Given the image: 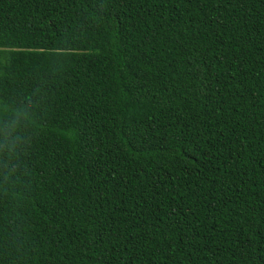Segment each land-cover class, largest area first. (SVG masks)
<instances>
[{
    "label": "trees",
    "instance_id": "16d2710c",
    "mask_svg": "<svg viewBox=\"0 0 264 264\" xmlns=\"http://www.w3.org/2000/svg\"><path fill=\"white\" fill-rule=\"evenodd\" d=\"M0 264H264V0H0Z\"/></svg>",
    "mask_w": 264,
    "mask_h": 264
},
{
    "label": "clouds",
    "instance_id": "9594fccd",
    "mask_svg": "<svg viewBox=\"0 0 264 264\" xmlns=\"http://www.w3.org/2000/svg\"><path fill=\"white\" fill-rule=\"evenodd\" d=\"M33 106L21 105L14 108L8 118L4 134V152L6 158L0 161V175L5 178L14 176L20 169L19 161L30 144L29 131L35 134L36 128L29 113Z\"/></svg>",
    "mask_w": 264,
    "mask_h": 264
}]
</instances>
